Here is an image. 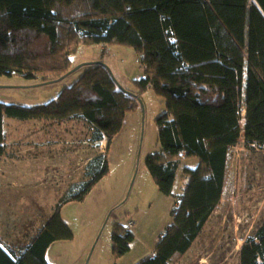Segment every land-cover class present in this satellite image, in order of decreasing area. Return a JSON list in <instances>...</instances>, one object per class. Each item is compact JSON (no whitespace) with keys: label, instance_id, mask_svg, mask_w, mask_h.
Wrapping results in <instances>:
<instances>
[{"label":"trees","instance_id":"obj_1","mask_svg":"<svg viewBox=\"0 0 264 264\" xmlns=\"http://www.w3.org/2000/svg\"><path fill=\"white\" fill-rule=\"evenodd\" d=\"M93 43L137 51L145 72L138 91L120 84L101 58L84 62L82 74L46 104L0 101V155L7 120L73 119L87 126L91 143L107 140L108 149L143 91L163 99L160 148L146 157L158 190L174 195L183 159L198 163L181 170L172 222L136 264H174L221 201L230 148L242 139L264 148V0H0V75L58 82L79 47ZM108 172L107 155L97 153L86 166L89 179L71 186L34 237L24 245L0 242V264H51L49 247L74 236L60 205L84 199ZM134 239L133 229L116 222L114 255L129 252ZM239 261L264 264V223L245 238Z\"/></svg>","mask_w":264,"mask_h":264},{"label":"rangeland","instance_id":"obj_2","mask_svg":"<svg viewBox=\"0 0 264 264\" xmlns=\"http://www.w3.org/2000/svg\"><path fill=\"white\" fill-rule=\"evenodd\" d=\"M100 58L120 84L138 91L137 81L145 72L137 51L126 44L93 43L79 47L72 57L71 72L58 82L0 75V101L46 104L82 74L85 68L80 64ZM164 110L163 99H154L149 91H143L140 105L126 114L122 129L108 149L106 140L91 143L87 126L73 119L57 124L7 120L6 152L0 155V242L26 244L71 186L89 179V160L104 152L109 172L84 199L60 205V214L74 236L51 245L49 262L136 264L150 255L172 222L181 170L198 163L195 157L183 159L174 195L166 196L158 190L146 157L160 148L156 118ZM243 143L242 139L230 148L220 203L192 247L174 264H240L245 238L264 223V148H248ZM130 218L135 239L129 252L116 257L114 224H127Z\"/></svg>","mask_w":264,"mask_h":264},{"label":"bare ground","instance_id":"obj_3","mask_svg":"<svg viewBox=\"0 0 264 264\" xmlns=\"http://www.w3.org/2000/svg\"><path fill=\"white\" fill-rule=\"evenodd\" d=\"M244 113H245V112H243V115H244ZM240 123H241V126L244 127V125H245V119H242ZM104 141H105V140H104ZM106 141H107V140H106ZM103 144H104V143H103ZM105 146H106V145H104V147H105ZM130 219H131V218H130ZM133 225H134V221H133L132 219H131L130 221L127 222V226H128L130 229H132ZM241 247H242V246H241ZM241 247H240V248H241Z\"/></svg>","mask_w":264,"mask_h":264},{"label":"crops","instance_id":"obj_4","mask_svg":"<svg viewBox=\"0 0 264 264\" xmlns=\"http://www.w3.org/2000/svg\"><path fill=\"white\" fill-rule=\"evenodd\" d=\"M1 234H2V233H0V236H1ZM7 238H8V237H7ZM53 244H54V243H53ZM50 247H51V246H50ZM50 247H49V249H50ZM49 249H48L47 254H46V257H47V260H48V261H50L49 256H48Z\"/></svg>","mask_w":264,"mask_h":264}]
</instances>
